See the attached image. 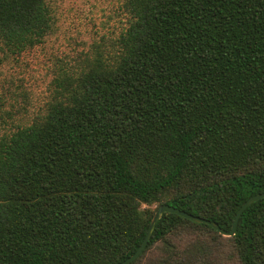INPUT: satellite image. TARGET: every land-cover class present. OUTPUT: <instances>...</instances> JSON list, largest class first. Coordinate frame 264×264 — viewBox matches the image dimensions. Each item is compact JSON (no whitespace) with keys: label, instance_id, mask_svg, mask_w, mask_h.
Listing matches in <instances>:
<instances>
[{"label":"trees","instance_id":"trees-1","mask_svg":"<svg viewBox=\"0 0 264 264\" xmlns=\"http://www.w3.org/2000/svg\"><path fill=\"white\" fill-rule=\"evenodd\" d=\"M122 6L112 55L57 77L44 112L0 135V264H117L159 204L228 231L264 191V0ZM51 24L46 0H0V49ZM222 243L264 264V198L231 236L163 213L129 264H212Z\"/></svg>","mask_w":264,"mask_h":264},{"label":"rangeland","instance_id":"rangeland-1","mask_svg":"<svg viewBox=\"0 0 264 264\" xmlns=\"http://www.w3.org/2000/svg\"><path fill=\"white\" fill-rule=\"evenodd\" d=\"M46 3L52 24L42 42L20 53L0 49V135L28 124L44 112L54 96L57 77L79 71L86 58L98 55L109 58L126 26L123 0H46ZM211 261L236 264L223 243L217 252L211 253Z\"/></svg>","mask_w":264,"mask_h":264},{"label":"water","instance_id":"water-1","mask_svg":"<svg viewBox=\"0 0 264 264\" xmlns=\"http://www.w3.org/2000/svg\"><path fill=\"white\" fill-rule=\"evenodd\" d=\"M264 198V191L251 195L249 196L247 199H245L237 208V210L235 211L232 221H231V225H230V229L228 231H224L221 228L218 227V225L208 219H204L195 215H191L189 213H186L185 211L179 210L171 205L168 204H159L153 211V214L150 218L148 227L145 231V234L142 238V240L140 241V243L138 244V246L135 248V250L129 255L127 256L125 259L121 260L120 262H118L117 264H129L131 261H133L140 253L141 251L144 249L150 234L155 226V223L157 222V220L159 219V217L163 214V213H174L178 216H181L183 218H186L190 221L196 222V223H205L207 225H209L210 227H212L213 229H215L219 234L223 235V236H231L234 233V228H235V224L236 221L238 219V217L240 216V214L242 213V211L248 207L252 202Z\"/></svg>","mask_w":264,"mask_h":264}]
</instances>
